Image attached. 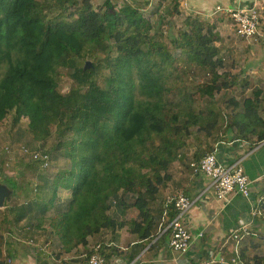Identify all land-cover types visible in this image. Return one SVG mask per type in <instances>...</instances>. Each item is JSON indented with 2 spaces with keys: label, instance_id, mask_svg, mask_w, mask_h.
Wrapping results in <instances>:
<instances>
[{
  "label": "trees",
  "instance_id": "16d2710c",
  "mask_svg": "<svg viewBox=\"0 0 264 264\" xmlns=\"http://www.w3.org/2000/svg\"><path fill=\"white\" fill-rule=\"evenodd\" d=\"M110 4L102 12L90 0H0V123L12 113L14 124L27 118L37 143L55 133L56 157L66 159L16 209L21 220L36 211L39 225H48L66 251L110 229L115 202L127 206L128 196L139 212L127 223L130 233L152 241L158 221L150 200L171 180L169 169L194 133L264 141L262 89L242 102L231 99L225 117L215 104L198 106L197 99H213L237 79L225 71L209 24L186 18L172 39L177 57L155 31L167 13L152 22L133 6L114 11ZM98 55L112 69L101 83L102 65L86 69V60ZM180 63L202 69L208 80L189 91ZM61 69L76 84L67 94L59 90ZM35 152L51 161L49 152ZM4 165L0 160V174ZM29 167L40 171L41 165L31 159ZM2 183L16 192L15 182ZM62 190L70 192L64 204ZM174 216L170 206L169 220ZM252 260L264 264V254Z\"/></svg>",
  "mask_w": 264,
  "mask_h": 264
},
{
  "label": "crops",
  "instance_id": "0c3cea01",
  "mask_svg": "<svg viewBox=\"0 0 264 264\" xmlns=\"http://www.w3.org/2000/svg\"><path fill=\"white\" fill-rule=\"evenodd\" d=\"M179 2L182 16H199L213 28V43L224 53L223 48H229V45L235 50L233 43L239 38L235 36L228 17L221 14L209 18L208 16L217 7H252L255 0ZM262 15L260 37L251 41L243 40L249 47H254L255 44L262 47L264 43H259L264 40V12ZM263 48H253V52L260 53L256 58H262V61ZM223 59L227 62V59ZM220 137H224V140ZM255 142L257 140L247 142L234 135L206 138L195 134L183 156L169 169L171 180L150 200L152 215L158 224L155 237L149 242H144L129 231L128 221L136 220L139 212L132 207L133 200L128 198L127 206L120 202L114 204L110 229L90 236L86 245L66 251L48 225H39L40 218L36 211H32L34 213L23 220L19 219L18 208L26 201L33 200L35 189H31L27 183L11 180L17 184L16 192L14 190L16 194L0 209V264H87L88 255L96 248L100 249L108 264H197L203 259L213 260L214 264H254L252 259L264 254V141ZM210 152L225 166L242 161L245 174L252 183L249 198L233 194L227 199L219 200L212 191L210 178L192 173L189 167L191 160ZM33 171L38 185H41V179L48 177L38 169ZM177 191L184 192L193 203L185 219L192 236L186 253L170 248V233L165 230L170 221L169 212L164 216L166 201ZM69 199L70 192L62 190L59 193V203L64 204ZM256 210L261 215L253 217ZM245 225L250 228V234L239 241L234 240L232 237L235 231Z\"/></svg>",
  "mask_w": 264,
  "mask_h": 264
},
{
  "label": "rangeland",
  "instance_id": "374dc122",
  "mask_svg": "<svg viewBox=\"0 0 264 264\" xmlns=\"http://www.w3.org/2000/svg\"><path fill=\"white\" fill-rule=\"evenodd\" d=\"M90 1L97 11L102 12L106 10L107 1L111 2L110 5L113 6L114 11H118L125 5L133 6L134 8H137L146 19H150L152 22H156L161 14L167 13L164 16V21L161 24V27L155 28V31L157 33V38L166 44L178 57L179 53H176V50L173 48L172 39L179 35V31L183 27L184 21L189 16H182L181 12L180 14L175 15L174 9L176 0ZM178 3L181 4V2ZM193 18H199V16H193ZM263 41L264 40H261L259 43H263ZM235 42L233 43V47L236 49L232 50L230 48L231 45H229V48H223L224 53H221V56L227 59V62H225V71L231 73V76H235L237 78L236 82L233 83L231 80H228L229 89L223 91L221 94L215 95L213 99H197L199 107H204L208 104H215L219 114L221 113L224 117L232 110L230 105L231 99L242 102L245 98L251 97L253 92L259 89V87L264 90V61H262V58L259 60L256 58L260 53L253 52V48L258 47V49H262L264 47V43L262 47L256 46V44L254 47H249L250 45L241 39H237ZM263 51L262 53H264ZM86 61L91 62L94 66L102 65L103 76L99 77L100 79H97L100 83L103 82V79L112 71L108 62L104 60V56L102 55H98L94 58H88ZM178 68L182 74V82L187 85L188 90L191 92L197 84H202L204 81L208 80L207 73L198 67L189 68L187 65L180 63ZM70 74L71 72L66 69H61L59 71V90L63 94H67L76 85L70 77ZM180 98L179 93L172 96L173 101L178 102ZM13 117L14 114L12 113L0 123V160H3L6 163V165L3 166V173L0 174V182H2L5 178H8L10 180H15L16 182L19 181L20 183H27L31 189H35L36 185H38L37 176L35 175L33 169L29 167L31 160L28 157H23L24 155L20 152L23 146L34 149V151L38 150L41 152H49L51 154L52 158L49 169L40 168V173L47 176L54 175L59 170L63 169L66 159H63L60 156L58 159L56 157L57 154L54 152V148L57 145L55 133H53L46 142L37 143L33 140L28 129L29 120L27 118H22L18 124H14ZM195 134L196 133H194L193 136H195ZM193 136L189 139V142ZM6 147H10L8 152H5Z\"/></svg>",
  "mask_w": 264,
  "mask_h": 264
},
{
  "label": "built area",
  "instance_id": "2783aa9c",
  "mask_svg": "<svg viewBox=\"0 0 264 264\" xmlns=\"http://www.w3.org/2000/svg\"><path fill=\"white\" fill-rule=\"evenodd\" d=\"M263 12L264 0H255L254 5L249 8L217 7L208 18L219 14L228 17L235 36L244 41H251L260 37ZM9 149L7 147L5 152H8ZM20 152L24 155L23 157L38 161L42 169H49L51 161L48 156L30 151L27 147H22ZM241 163L242 161L225 166L219 163L214 153H209L199 160H191L189 167L194 175L202 174L210 178L211 188L217 199L224 200L233 194L249 198L252 183L245 174ZM170 206L174 207L175 216L168 222L165 229L170 233L169 246L173 251L186 253L191 245L192 236L185 224V219L193 203L184 192L177 191L167 198L164 216H167ZM260 215L261 213L258 210L253 212V217ZM249 234L250 228L245 225L235 231L232 238L239 241ZM87 262V264H108L99 248L94 249L88 255ZM197 264H214V261L203 259L198 261Z\"/></svg>",
  "mask_w": 264,
  "mask_h": 264
},
{
  "label": "water",
  "instance_id": "95a60500",
  "mask_svg": "<svg viewBox=\"0 0 264 264\" xmlns=\"http://www.w3.org/2000/svg\"><path fill=\"white\" fill-rule=\"evenodd\" d=\"M93 65L91 62L86 63V69L92 68ZM14 194V190H12L9 185L0 182V209L5 207V204L9 198H11Z\"/></svg>",
  "mask_w": 264,
  "mask_h": 264
}]
</instances>
